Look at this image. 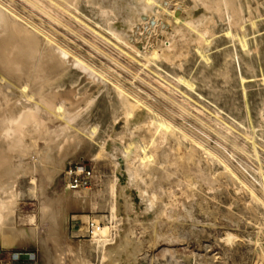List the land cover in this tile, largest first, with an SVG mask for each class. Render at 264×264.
<instances>
[{"label": "bare ground", "instance_id": "1", "mask_svg": "<svg viewBox=\"0 0 264 264\" xmlns=\"http://www.w3.org/2000/svg\"><path fill=\"white\" fill-rule=\"evenodd\" d=\"M21 1L0 0L1 248L37 237L33 225L15 222L26 176L28 190L41 192L44 264H134L141 249H121L123 218L138 202L132 186L140 174L162 172L168 155L155 161L159 143L171 151L188 142L243 192L231 198L239 208L264 216V0ZM59 120V133L49 132ZM192 123L229 157L222 143L250 159L249 178L194 138ZM79 153L107 168L96 193L62 183ZM86 206L106 213L105 223L78 242L68 232L70 212ZM176 263L172 255L166 262Z\"/></svg>", "mask_w": 264, "mask_h": 264}, {"label": "rangeland", "instance_id": "2", "mask_svg": "<svg viewBox=\"0 0 264 264\" xmlns=\"http://www.w3.org/2000/svg\"><path fill=\"white\" fill-rule=\"evenodd\" d=\"M14 1L25 6L21 0ZM144 78L147 79L148 77L146 76ZM147 80L158 86L150 78ZM191 111L202 117L201 114H198L199 112H196V108H191ZM202 118L205 121L207 120L204 117ZM206 122L210 125L213 124V127H218L209 120ZM60 123V120L48 123V131L51 133H59V129L63 127L62 125L59 127ZM192 124L190 126L188 125L186 130L194 138L197 137L198 140L206 143L211 149L215 150L243 179L246 180V177L249 178L244 172L243 167L248 170L252 169L253 162L250 159L244 157V155L237 151L234 152L235 150H232L227 144L222 143L234 154V158L229 157L220 147L218 149V146L214 143V137L210 139L204 138L202 134L194 130L195 127H200ZM182 143L180 147L171 151H165L167 146L165 148L163 143H159V148H157L158 146L156 147L159 150L156 148V150L154 149L156 155L155 161L158 163V159H161V155L165 157L168 155L167 159L163 157L164 163L162 161L161 165H164H162V167L159 166L161 168L160 171H162L159 172L161 175L158 173L159 175L156 174V177H154L150 172L144 171L135 182L137 183L135 184L137 187L134 185L133 188L132 186V189H135L134 191L136 192L138 202L135 205L136 208H132L130 213L127 214L129 217H131V215H133V217L128 219L129 217L126 218V216H124L123 218L122 216L126 233L123 237L125 240L123 239L124 245L121 246V249L126 248V246L131 248H136L137 246V248L141 249V255L134 258V264H166L170 255L175 258L177 261L176 264H264V216L259 212L256 217H251L247 212L242 210L241 207L239 208L238 204L233 202L231 198L238 199L239 197V199H241V197L243 198V192L236 190L234 185L228 182L229 179L223 176L224 172L221 171V169L217 170L216 165H213L205 156H202L203 154L193 151L194 149H191V147H193L192 145L188 144V142ZM28 146L31 152L34 153L35 150L43 146V142L38 141L37 145ZM215 146L216 148H214ZM161 147L163 148V153L160 151ZM156 152L158 153L156 154ZM198 154L200 155L198 156ZM77 156L70 159L66 167L74 163H82L90 167L93 172L92 185L88 189H79V191L83 194L96 193L101 189L98 183L105 176L107 168L100 165V163L96 164L92 159L86 157L85 154L79 153ZM189 156H193V160L191 157L188 158ZM32 158H34V155ZM168 158L172 160L170 159V161ZM199 160H201V163ZM166 162L167 165L165 164ZM154 164L155 163L151 166ZM205 164L207 165L206 167H209L210 175L208 173L206 175L204 174L206 170L204 169ZM180 168L184 169L182 170ZM184 170L185 172H183ZM62 183L63 185L65 184L64 172L62 174ZM30 185L31 182L28 181L26 176H23L19 182L21 197L17 201L14 209V212L16 211L15 222L16 224L18 223L17 227L25 229H28L27 227L31 229L33 225V228H35L37 232V237L34 238L35 240L26 241L21 245H12L8 248L0 247V249L5 253L20 254L22 259L27 258L26 254H31L32 257L36 259L37 264H44L43 260L46 248L42 242L44 239L43 231L42 228L37 225L39 215L38 200H40L38 194L41 192L37 189V196L32 194L27 188ZM50 189L49 187L46 190L47 195L50 194ZM226 197L229 198L226 199ZM225 199L228 202H226ZM245 205H247V203ZM133 211L134 214H131ZM73 215H75V217L72 218ZM85 215L88 216V218L92 216L96 217L102 222V225L105 223V218L103 216H105L106 213L99 209L93 211L89 206H86L82 210L71 211L68 222V232L69 234L75 232L76 237L74 240L78 242H86L89 240L88 237L77 236V228L82 226L86 221V218L83 217ZM30 220L32 221L30 222ZM35 224L38 227L35 226ZM37 228L38 230H36ZM127 242L128 244H126ZM165 248H169L170 254L163 253V249ZM142 254L144 255L142 256ZM151 256L153 258H151ZM76 257L77 256L74 255L72 259H76ZM112 259L113 261H110V263L108 262L109 264L119 263L117 259L115 261L117 263H114V258ZM112 259L110 258L109 260ZM21 264L29 263L24 262Z\"/></svg>", "mask_w": 264, "mask_h": 264}, {"label": "built area", "instance_id": "3", "mask_svg": "<svg viewBox=\"0 0 264 264\" xmlns=\"http://www.w3.org/2000/svg\"><path fill=\"white\" fill-rule=\"evenodd\" d=\"M65 184L70 190L88 189L92 185L93 172L90 167L82 163L69 164L64 171ZM102 222L92 216L77 228L78 235L82 237H90L97 231ZM20 254L5 253L0 249V264H21L28 262L29 264H37L36 259L31 254H26L27 258L22 259Z\"/></svg>", "mask_w": 264, "mask_h": 264}]
</instances>
